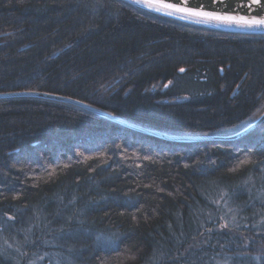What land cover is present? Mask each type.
<instances>
[{
    "label": "trees",
    "instance_id": "obj_1",
    "mask_svg": "<svg viewBox=\"0 0 264 264\" xmlns=\"http://www.w3.org/2000/svg\"><path fill=\"white\" fill-rule=\"evenodd\" d=\"M13 92L160 134L232 135L264 113V33L125 0H0V94ZM0 264H264V121L169 141L1 97Z\"/></svg>",
    "mask_w": 264,
    "mask_h": 264
},
{
    "label": "water",
    "instance_id": "obj_2",
    "mask_svg": "<svg viewBox=\"0 0 264 264\" xmlns=\"http://www.w3.org/2000/svg\"><path fill=\"white\" fill-rule=\"evenodd\" d=\"M130 2L138 7H141L145 10L164 15L165 17H170L172 19L186 21L195 24L206 25L209 27H219L225 28L234 31H246V32H259L264 33V25H248L243 23H238L241 18L245 20H260L264 19V0H260L259 3H254L253 0H125ZM171 4L176 7H187L193 8L197 11L210 12L220 17H233V20L226 19H209L203 16H189L184 12H177L174 8L165 7V5ZM170 13V14H169ZM184 18L181 19L180 17ZM14 96H39L48 99L59 100L64 102L73 103L81 106L82 108L88 109L96 114H99L103 117L116 121L125 127L137 130L149 134L151 136H157L164 138L169 141H204V140H233L236 139L245 133L253 130L254 128L261 124L264 121V113L256 119L253 123L238 131L235 134L227 136H173L166 135L157 131L147 129L145 127L139 126L122 118L116 117L112 114H109L105 111L99 110L95 107H92L88 104H85L81 101L61 97L57 95H51L47 93L40 92H13L0 94L1 97H14Z\"/></svg>",
    "mask_w": 264,
    "mask_h": 264
},
{
    "label": "snow or ice",
    "instance_id": "obj_3",
    "mask_svg": "<svg viewBox=\"0 0 264 264\" xmlns=\"http://www.w3.org/2000/svg\"><path fill=\"white\" fill-rule=\"evenodd\" d=\"M254 3H259L260 0H253ZM165 7H170V8H174L175 11L177 12H184L189 16H203V17H207L209 19H226V20H233V17H220V16H216L213 13L210 12H204V11H197L193 8H187V7H176L174 5L171 4H167L165 5ZM170 14V13H169ZM181 19H183L184 17L181 16ZM238 23H243V24H248V25H264V19H260V20H245L243 18H241L239 21H236ZM181 71H183V69H181Z\"/></svg>",
    "mask_w": 264,
    "mask_h": 264
},
{
    "label": "bare ground",
    "instance_id": "obj_4",
    "mask_svg": "<svg viewBox=\"0 0 264 264\" xmlns=\"http://www.w3.org/2000/svg\"><path fill=\"white\" fill-rule=\"evenodd\" d=\"M1 94H5V93H1Z\"/></svg>",
    "mask_w": 264,
    "mask_h": 264
}]
</instances>
